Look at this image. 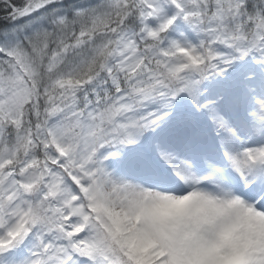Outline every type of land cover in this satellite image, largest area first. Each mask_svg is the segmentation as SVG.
<instances>
[{
	"label": "snow or ice",
	"instance_id": "snow-or-ice-1",
	"mask_svg": "<svg viewBox=\"0 0 264 264\" xmlns=\"http://www.w3.org/2000/svg\"><path fill=\"white\" fill-rule=\"evenodd\" d=\"M0 264H264V0H0Z\"/></svg>",
	"mask_w": 264,
	"mask_h": 264
}]
</instances>
